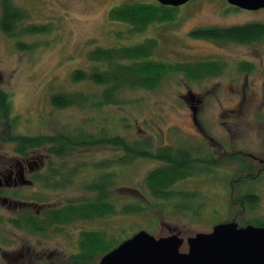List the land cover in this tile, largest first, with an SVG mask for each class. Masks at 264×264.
I'll return each mask as SVG.
<instances>
[{
  "label": "rangeland",
  "instance_id": "374dc122",
  "mask_svg": "<svg viewBox=\"0 0 264 264\" xmlns=\"http://www.w3.org/2000/svg\"><path fill=\"white\" fill-rule=\"evenodd\" d=\"M12 1L28 13L23 24L47 23L49 31L28 36L26 40L36 43L35 47L20 50L16 40L0 30V90L9 93L12 115L18 118L13 129L6 120L0 121V171L22 159L25 165L32 164L30 175L26 176L32 180L31 185L1 187L0 195L6 197V202L0 198V264H19L17 254H22L20 260L25 261L20 264H59L69 254V243L78 241L82 230L104 231L112 239L109 247L140 230L155 237L176 233L184 239L179 250L186 252L188 237L210 233L222 221L234 220L239 225L242 221L264 223V172L236 182L238 187L233 180L242 178L244 172L239 171L238 164L230 163L235 154L221 158L217 166L201 159L218 160L225 146L229 150L264 154V37L249 43L220 44L190 35L197 28L264 22V8L245 10L226 0H190L166 9L174 11L173 20L150 23L137 31L109 20V10L123 2L155 0ZM150 38L157 40L152 54L156 61H218L225 67L202 79L187 80L183 73H170L152 88H126L119 94L121 103L115 105L97 109L51 106L52 93L90 90L91 86L75 84L70 78L72 70L89 67V51L97 46L132 47ZM241 63L253 64L252 70H240ZM191 107L197 108L196 124L191 120ZM78 123L87 132L102 127L106 133H119L128 140H149L153 147L188 148L198 159L194 163L195 173L172 187L187 195L171 200L154 198L144 181L158 163L136 159L109 169L115 177L110 192L114 213L72 220L62 230L55 227L38 233L14 225L11 219L28 205L34 211L43 202L62 205L68 200L79 202L84 196H92L94 192L83 185L93 178L97 165L114 159L120 151L95 146L65 157L80 166V171L72 176L70 186L52 188L33 179L36 173L46 171L45 147L26 157L18 156L9 133H53L67 124ZM208 135L218 139L222 146ZM246 191L259 195L255 205L244 207L236 201ZM136 203L143 206L140 211L121 213L123 205ZM99 261L91 260L93 264Z\"/></svg>",
  "mask_w": 264,
  "mask_h": 264
},
{
  "label": "trees",
  "instance_id": "16d2710c",
  "mask_svg": "<svg viewBox=\"0 0 264 264\" xmlns=\"http://www.w3.org/2000/svg\"><path fill=\"white\" fill-rule=\"evenodd\" d=\"M168 8L173 7L158 2H123L109 10V20L141 31L150 23L173 20L175 13L166 10ZM26 19L28 13L16 6L12 0H0V30L6 36L14 38L20 50H31L35 47L36 43L26 40L28 36L49 31V24L32 22L23 24ZM190 35L194 38L211 39L220 44L249 43L264 37V22L230 27L197 28L192 30ZM156 46L155 38L147 39L132 47L97 46L87 54L89 67L74 69L70 75L71 82L84 87L91 86L90 90L81 88L75 90L76 92L52 93L49 97L51 106L57 109L67 107L97 109L103 105H115L121 103L119 94L126 88L136 86L152 88L159 84L163 76L170 73H183L187 80L202 79L221 72L225 67L218 61H201L193 64L156 61L152 58ZM239 67L242 71H250L253 64L241 63ZM11 109L9 93L0 90V121L6 120L13 129L18 118L13 117ZM8 137L14 143L13 151L18 156L26 157L31 151L45 147L47 160L44 170L46 171L36 173L33 179L52 188L70 186L74 180L72 176L80 171V166L75 162H69L65 157L95 146H110L120 151L114 159L97 165L98 170L93 169L95 171L93 178L83 185L85 189L94 192L92 196H84L79 202L68 200L62 205L43 202L38 204L34 211L30 210L31 205H28L19 212L18 217L11 219L14 225L32 229L36 233L55 227L62 230L61 227L72 220L114 213L110 192L115 177L110 173V168L127 165L136 159L156 161L158 164L147 173L144 182L154 198L171 200L187 195L185 192L173 190L172 187L178 181L194 175V163L198 160L192 156L188 148H174L168 145L153 147L149 140H128L119 133L113 135L106 133L102 127H98L96 132H87L86 127L81 123L67 124L64 129L53 133L11 132ZM244 198V203L248 206L258 202L252 195ZM142 208L139 203L125 204L121 208V213H133ZM261 223L263 222L256 224ZM108 237L104 231L82 230L76 252L69 263L65 264H93L92 259L100 260L124 241L120 240L113 247H109L108 243L112 239Z\"/></svg>",
  "mask_w": 264,
  "mask_h": 264
},
{
  "label": "water",
  "instance_id": "95a60500",
  "mask_svg": "<svg viewBox=\"0 0 264 264\" xmlns=\"http://www.w3.org/2000/svg\"><path fill=\"white\" fill-rule=\"evenodd\" d=\"M177 7L190 0H155ZM245 9L264 8V0H226ZM23 184H29L26 179ZM184 239L178 234L155 237L140 230L105 254L98 264H264V226L238 227L219 223L210 233L186 239L187 251H180Z\"/></svg>",
  "mask_w": 264,
  "mask_h": 264
},
{
  "label": "flooded vegetation",
  "instance_id": "af4514ba",
  "mask_svg": "<svg viewBox=\"0 0 264 264\" xmlns=\"http://www.w3.org/2000/svg\"><path fill=\"white\" fill-rule=\"evenodd\" d=\"M250 71H247V72H250ZM192 110H193V112H192L193 114H192V119L191 120H192V122H194L193 124H196L195 112H196L197 108L196 107H191V111ZM208 137H209V139L211 141L215 142L218 146H220V147L222 146L221 142H219V140L216 139L214 136L208 135ZM225 147H226V149L224 150V152H222L220 154V158L218 160H214V159H211V158L207 159V158H202V157H201V159L204 160L203 161L204 163H212L211 165L217 166L218 164H221V162H222L221 158L226 157V156H227L226 158H228L229 156L235 154V157H232V161L230 163L232 165L238 164L239 165L238 166L239 167V171H243L244 172V175H243L242 178H237V179L233 180L234 181L233 184H237V185H238V183H236V182L245 181L246 177L252 178V177H255L256 175L261 174L262 172H264V154L255 155V154H251V153H246V152L241 151L239 149L237 151H234L233 149L229 150L228 146H225ZM24 162L25 161L22 159V160L18 161L15 165L5 166L6 168L4 167L3 171H0V191H1V187L3 185L4 186H16V185H25V186H27V185H31L32 184V180H28L27 177H26V176L30 175L29 174L31 172L30 171V169H31L30 167H31L32 164H29V166H27V165H25ZM253 169H257L255 173L253 172ZM25 179L27 181H29L30 183L29 184H23L22 182ZM238 187H240V184L238 185ZM248 195L255 196L257 198V201H258L259 195H257L256 192H250V191L248 192V191H246V192L240 193L236 197L237 202L245 207V203H244L245 198L244 197H246ZM0 198L2 199L3 202H6V197L5 196L0 195ZM243 209H245V208H243ZM228 222H235L238 225V227H245L247 225H251V226H255V227H263L264 226V225H261V224H264V223H261L260 225H258V224L253 223V222H245V221H242V224L239 225L238 222H236L234 220L222 221L220 223H228ZM217 224H219V223H217ZM217 224H215V225H217ZM213 227H212V229H213ZM77 243H78V241H76L75 243H72V242L69 243V246L67 247V250H68L69 254L64 256V257H66L65 260L63 262L59 263V264H65L67 262L69 263L70 259L74 256V254L76 252L77 247L74 246V245H77ZM28 251L29 250L27 249L26 252H28ZM21 255L22 254H17V256L15 257L16 260H19V263L25 262L24 259L20 260V256ZM34 255H35V253H34ZM30 258H31V256L29 257V259Z\"/></svg>",
  "mask_w": 264,
  "mask_h": 264
}]
</instances>
